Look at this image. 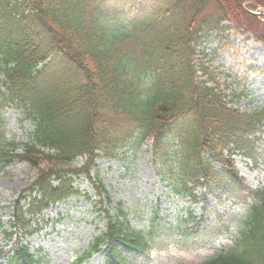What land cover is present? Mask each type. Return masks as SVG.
Returning a JSON list of instances; mask_svg holds the SVG:
<instances>
[{
  "label": "trees",
  "instance_id": "trees-1",
  "mask_svg": "<svg viewBox=\"0 0 264 264\" xmlns=\"http://www.w3.org/2000/svg\"><path fill=\"white\" fill-rule=\"evenodd\" d=\"M232 23L264 42V23L235 0H0V75L7 89L0 99V163L18 159L37 169L14 202L10 222L21 235L13 252L0 247V264L5 257L10 264L48 263L25 243L48 223L44 211L73 195L89 198L74 185L80 174L105 193L90 177L100 153L118 159L149 140L155 169L173 192L195 202L198 188L234 202L252 197L230 248L200 264H264V189H249L233 158L253 154L264 133V106L234 107L204 48L210 40L220 49L230 45ZM145 77L152 80L147 89L140 87ZM10 102L33 122L30 142L6 138L2 119ZM78 157L80 167H64ZM208 212L193 218L200 232L216 226ZM125 214L106 210V229L77 264L100 251L106 264H133L151 240L180 226L156 212L147 228L134 229Z\"/></svg>",
  "mask_w": 264,
  "mask_h": 264
},
{
  "label": "rangeland",
  "instance_id": "rangeland-1",
  "mask_svg": "<svg viewBox=\"0 0 264 264\" xmlns=\"http://www.w3.org/2000/svg\"><path fill=\"white\" fill-rule=\"evenodd\" d=\"M131 15V11L128 13ZM233 27L236 25L232 24ZM231 45L215 53L217 40L205 44L209 65L215 69L221 88L235 101L242 111H250L264 105V45L258 42L251 33H236L228 31ZM233 94L239 98L232 97ZM9 113L8 127L12 134L22 137L23 128ZM256 150V159L237 156L236 164L240 174L246 178L252 187H264V137ZM82 164L77 160L72 167ZM94 180L97 178L105 186L111 203L107 204L105 196H98L95 187L84 176L78 180L83 191L93 195L92 200L85 197L70 198L51 208L46 217L56 219L57 213H62V220L48 224L47 228L28 238L32 248H43L49 264H75V256L88 248L93 237L104 230L102 214L104 208H110L111 214L121 205L128 213L130 222L135 228H143L151 217L156 203L163 215L176 222L190 214H200L203 204L191 203L185 197L173 196L158 181L152 163L151 142L137 151H130L125 159L117 161L98 159L97 167L92 171ZM35 171L22 162L10 165H0V245H6L3 231L8 227L11 202L20 194L23 188L34 179ZM208 196V194H206ZM102 203H96L98 200ZM225 199V198H223ZM210 206L220 211L222 220L220 226L211 229L208 235L201 238L191 237L182 241L181 236L172 234L166 240L150 246L149 254H143L134 264H195L216 252L230 247L232 237L238 227H242L240 216L245 204L217 205L214 197L209 196ZM213 217V215H212ZM180 239V240H179ZM84 264H104L103 254L94 255Z\"/></svg>",
  "mask_w": 264,
  "mask_h": 264
},
{
  "label": "clouds",
  "instance_id": "clouds-1",
  "mask_svg": "<svg viewBox=\"0 0 264 264\" xmlns=\"http://www.w3.org/2000/svg\"><path fill=\"white\" fill-rule=\"evenodd\" d=\"M152 86V80L150 78H143L142 83L140 84V87L143 89L150 88Z\"/></svg>",
  "mask_w": 264,
  "mask_h": 264
},
{
  "label": "water",
  "instance_id": "water-1",
  "mask_svg": "<svg viewBox=\"0 0 264 264\" xmlns=\"http://www.w3.org/2000/svg\"><path fill=\"white\" fill-rule=\"evenodd\" d=\"M242 6H244V3L241 0H237ZM260 14V13H259ZM262 14V13H261Z\"/></svg>",
  "mask_w": 264,
  "mask_h": 264
}]
</instances>
